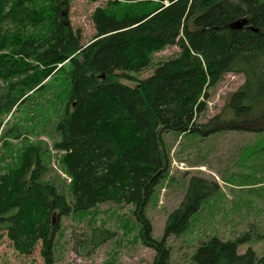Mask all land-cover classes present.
I'll return each mask as SVG.
<instances>
[{"label":"trees","instance_id":"obj_1","mask_svg":"<svg viewBox=\"0 0 264 264\" xmlns=\"http://www.w3.org/2000/svg\"><path fill=\"white\" fill-rule=\"evenodd\" d=\"M69 2L0 0V244L8 237L17 251L30 255L41 242L45 264H55L62 218L125 203L135 206L143 243L156 251L154 264H171L167 240L187 230L220 186L191 177L162 241L154 240L146 212L171 166L164 135L240 131L239 123L264 116V0H112L93 12L96 34L85 46L63 12ZM238 21L247 24L234 29ZM171 46L180 54L150 78L132 75ZM228 73L242 74L244 84L220 115L198 124L208 90ZM58 76L64 77V108L53 150L62 153L59 168L70 179L69 197L50 177L43 143L26 142L14 153L8 140L21 135L2 127L7 115ZM225 114L232 118L223 119ZM11 150L8 162L5 153ZM101 234L93 238L95 247L111 238ZM244 242V236L212 237L192 262L264 264L253 249L238 254Z\"/></svg>","mask_w":264,"mask_h":264},{"label":"rangeland","instance_id":"obj_2","mask_svg":"<svg viewBox=\"0 0 264 264\" xmlns=\"http://www.w3.org/2000/svg\"><path fill=\"white\" fill-rule=\"evenodd\" d=\"M109 1L112 0H70L69 7L63 10L74 32H80L82 45L89 44L96 34L93 12L107 6ZM180 52L176 46L166 47L153 54L147 69L132 75L146 80L159 65L176 58ZM63 82L64 77L58 76L45 91L33 95L7 115L2 127L5 131L15 129L21 135L19 140H8L14 153L26 142L43 143L50 157V177L69 197L70 179L59 168L62 153L53 150L60 139L55 125L64 108V98H60L64 93L60 87ZM244 82L242 74H226L216 87L208 90L206 109L197 123L206 125L220 115ZM231 118L229 114L223 115V119ZM238 127L242 130H222L207 137L164 135L171 166L146 212L154 240L162 241L168 216L182 203L191 177L216 181L220 186V191L203 206L187 230L167 240L171 264H193L196 249L212 237L228 241L244 236L238 254L253 249L258 257H264V132L251 131L264 128V116L254 122H241ZM2 144L0 140V148ZM12 150L5 153L8 162ZM134 210L131 204L108 203L62 218L54 242L55 264H154L156 251L143 243ZM102 231H107L111 238L95 247L93 238L102 237ZM0 264H45L42 243L30 255H24L5 237L0 244Z\"/></svg>","mask_w":264,"mask_h":264},{"label":"water","instance_id":"obj_3","mask_svg":"<svg viewBox=\"0 0 264 264\" xmlns=\"http://www.w3.org/2000/svg\"><path fill=\"white\" fill-rule=\"evenodd\" d=\"M246 24H247V22L246 21H238V22H236L235 24H234V29H242L243 27H245L246 26Z\"/></svg>","mask_w":264,"mask_h":264}]
</instances>
